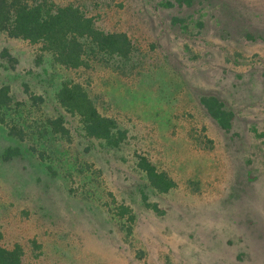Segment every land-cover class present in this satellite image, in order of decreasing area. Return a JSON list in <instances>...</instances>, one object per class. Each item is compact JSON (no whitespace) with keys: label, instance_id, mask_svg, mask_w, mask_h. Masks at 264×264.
I'll use <instances>...</instances> for the list:
<instances>
[{"label":"rangeland","instance_id":"obj_1","mask_svg":"<svg viewBox=\"0 0 264 264\" xmlns=\"http://www.w3.org/2000/svg\"><path fill=\"white\" fill-rule=\"evenodd\" d=\"M54 1H76L134 46L69 69L0 34V88L13 99L0 113L3 244H20L23 264H264V0ZM65 82L127 130L120 147L54 132ZM210 96L235 113L230 130L209 114ZM13 144L23 155L3 160ZM143 154L175 182L168 192L134 184ZM244 230L253 235L239 243Z\"/></svg>","mask_w":264,"mask_h":264},{"label":"trees","instance_id":"obj_2","mask_svg":"<svg viewBox=\"0 0 264 264\" xmlns=\"http://www.w3.org/2000/svg\"><path fill=\"white\" fill-rule=\"evenodd\" d=\"M201 1L165 0L162 5L165 8H180L184 5H197ZM0 34L37 45L39 48L37 55L40 59H43L46 54H51L54 64L69 69H78L88 65L91 55L97 52L128 56L134 46L127 32L100 28L95 18L87 14L86 7L76 1L59 3L54 0H0ZM10 57L13 58L12 55ZM56 96L57 101L53 108L57 114L48 119L57 135L73 140L74 135L84 134V138L86 136L96 141L101 148L104 146L107 148L120 147L128 138L125 128H118L113 118L100 113L80 83L65 82ZM34 98L39 97L34 96ZM12 100L9 87H1L0 113L4 108L10 107ZM202 101L218 124L223 129L230 130L232 122L236 119L235 113L226 110L225 104L216 96L204 97ZM68 116L79 119L83 133L81 129L80 133H77L68 125L71 123ZM0 117H2L1 114ZM4 119L1 118V120ZM20 131L24 135L25 130L20 128ZM92 146H94L93 143H89L86 149ZM21 155H23L22 147L13 144L4 150L2 157L6 161H14ZM50 169L54 171L52 165ZM99 169L103 172L105 167L100 166ZM135 170L140 172V176L134 184L139 185V179H141L145 182V188H150V184L161 193L168 192L175 185V182L165 172L160 171L144 154L139 156ZM140 191L143 192L144 198H147L144 188H140ZM146 203L149 206L152 205ZM156 205L154 203L153 207H157ZM124 206V204L121 205L123 212L126 210ZM134 216L135 214H132V217ZM244 226L250 228L257 224L250 221ZM238 232L241 233L236 236L239 243L249 240V234L253 235L246 230ZM3 238L4 234L0 230V264H23V247L16 244L9 248L3 244ZM232 242L229 240L226 244Z\"/></svg>","mask_w":264,"mask_h":264}]
</instances>
